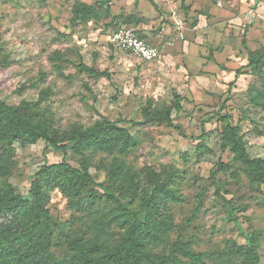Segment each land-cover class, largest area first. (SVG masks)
Wrapping results in <instances>:
<instances>
[{"label": "rangeland", "instance_id": "1", "mask_svg": "<svg viewBox=\"0 0 264 264\" xmlns=\"http://www.w3.org/2000/svg\"><path fill=\"white\" fill-rule=\"evenodd\" d=\"M150 1L0 0V98L10 106L38 104L35 113L59 133L103 119L139 122L122 125L135 139L127 155L71 150L67 161L81 169L86 159L98 194L109 190L135 214L153 183L175 193L178 201L170 199L167 212L172 230L147 241L151 255L174 253L189 264L178 247L208 253L207 264H241L232 244L257 238L259 264H264V184L252 183L224 150L220 120L228 115L240 125L250 156L264 160V111L251 103V94L264 88V76L247 68L264 50V0L257 7L255 0ZM101 2L110 17L101 12L97 19L72 23L79 5L99 8ZM123 28L148 41L159 57L143 62L113 44V32ZM81 64L109 77L83 73ZM148 103L151 111H170L174 127L146 123ZM45 146L15 143L12 151L1 150L0 184L30 201L36 173L63 159ZM116 160L136 174L133 183L110 178ZM220 164L224 171H218ZM42 190L52 215L50 251L69 261L72 241L101 236L98 216L72 208L63 190L46 178ZM11 221L7 216L2 223ZM111 232L115 240L123 230Z\"/></svg>", "mask_w": 264, "mask_h": 264}, {"label": "trees", "instance_id": "2", "mask_svg": "<svg viewBox=\"0 0 264 264\" xmlns=\"http://www.w3.org/2000/svg\"><path fill=\"white\" fill-rule=\"evenodd\" d=\"M261 1L255 0L253 7H257ZM105 4L106 2H101L99 8L79 5L74 11L72 23L97 19L101 12L110 17L111 10ZM152 5L157 9L154 3ZM79 68L91 76L109 77L107 72H98L84 64L79 65ZM247 68L253 74L264 76V50L251 58ZM240 73L241 70H238L236 79ZM251 103L264 111V88L251 94ZM32 107H38V104L21 102L18 106H10L0 98V151L6 147L12 151L15 143L26 147L42 141L46 145L45 151L53 149L61 152L63 159L58 164L46 163L36 173V180L29 190L30 201L0 184V264H182L174 253L155 257L146 249L147 241H157L165 232L172 230L167 212L168 201H178L173 191L166 190L160 183H153L150 193L142 198L141 213L135 214L109 190L103 191L102 195L98 194L93 187L96 184L86 159L82 161L81 169L73 167L67 161L71 150L79 155L89 151L127 155L135 146V139L122 125L140 123L103 119L87 129L74 128L69 132L59 133L51 128L50 122L40 118ZM151 108L148 103L143 110L146 123H166L174 127L170 111L156 112L151 111ZM175 108L177 112L182 110L179 103ZM220 120L224 150H229L234 155L252 183L264 184V160L250 156L241 126L233 125L228 115H222ZM2 155L0 154V174L5 169L1 161ZM224 169L225 166L220 164L218 171ZM108 174L118 183H133L136 178V174L126 169L120 160L115 161ZM44 178L63 190L72 208L98 216L97 231L101 236L87 243L72 241L73 256L66 262L55 258L50 251L52 215L46 206L42 190ZM130 190L136 192V189ZM7 216H11L12 221L5 225L2 220ZM113 228L123 230L115 240H112L115 237L111 232ZM258 245V239L251 238L243 246L233 243L230 250L242 257L241 264H259ZM176 249L189 259V264H207L205 259L209 257L208 253L196 254L184 248Z\"/></svg>", "mask_w": 264, "mask_h": 264}, {"label": "built area", "instance_id": "3", "mask_svg": "<svg viewBox=\"0 0 264 264\" xmlns=\"http://www.w3.org/2000/svg\"><path fill=\"white\" fill-rule=\"evenodd\" d=\"M163 2L164 0H153ZM112 43L121 50L136 56L143 62H153L159 57V51L130 29H118L112 34Z\"/></svg>", "mask_w": 264, "mask_h": 264}, {"label": "crops", "instance_id": "4", "mask_svg": "<svg viewBox=\"0 0 264 264\" xmlns=\"http://www.w3.org/2000/svg\"><path fill=\"white\" fill-rule=\"evenodd\" d=\"M134 1H137V0H134ZM138 1H143V0H138ZM153 1V0H152ZM155 2V1H154ZM152 4V3H151ZM155 5V4H154ZM153 6V5H152ZM156 6V5H155ZM154 7V6H153ZM157 8V7H156ZM154 9H155V7H154ZM155 10H157V9H155ZM174 15L176 16V14L174 13ZM148 42V41H147ZM149 43V42H148Z\"/></svg>", "mask_w": 264, "mask_h": 264}]
</instances>
